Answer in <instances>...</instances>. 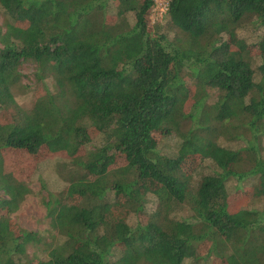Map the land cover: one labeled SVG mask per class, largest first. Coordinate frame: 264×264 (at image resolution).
<instances>
[{"label": "trees", "instance_id": "trees-1", "mask_svg": "<svg viewBox=\"0 0 264 264\" xmlns=\"http://www.w3.org/2000/svg\"><path fill=\"white\" fill-rule=\"evenodd\" d=\"M154 6L0 0V264H264V0H168L173 38L150 28ZM248 21L252 43L238 36ZM25 63L49 80L28 110ZM12 153L69 160L42 257L28 253L38 235L10 223L30 193ZM245 181L250 199L233 209L229 185Z\"/></svg>", "mask_w": 264, "mask_h": 264}, {"label": "rangeland", "instance_id": "rangeland-1", "mask_svg": "<svg viewBox=\"0 0 264 264\" xmlns=\"http://www.w3.org/2000/svg\"><path fill=\"white\" fill-rule=\"evenodd\" d=\"M155 6L151 9L149 14L150 28L156 33H167L170 38H173L174 31L171 30L168 25H166L165 20H163L164 14L167 9L168 0H154ZM117 7L112 5L110 8L107 18L111 21L117 19ZM261 30L251 24L250 21L244 26L243 30L238 32V36L244 38L248 43L256 41V36ZM228 40L232 45V50H238L240 43L235 44V39L228 36ZM21 73L23 75L22 83L26 86L23 92H19L18 102L24 105L25 108L30 109L32 106L33 99L36 95H43L48 87L49 80L45 81V86L41 87L36 84L33 77V65L30 63H25L22 65ZM188 88L190 89L189 98L187 101L188 107L194 103L193 94L195 93V86L193 82H188ZM48 86V87H47ZM45 90V91H44ZM34 91V92H33ZM213 96V94H211ZM189 110V109H188ZM4 120H7L6 118ZM99 144V140L96 141ZM176 141L165 140L159 147L161 153L165 155H174L176 152ZM6 165L8 167H13L14 171L20 176L19 178L26 182V185L30 189V193L26 196L25 200L16 209H12L9 213V219L12 227H17L19 229H24L29 232L36 233L39 237L40 245H32L28 248V253L30 256L36 255L39 257L43 256V249L47 244H53L56 241V231L53 228L52 220L48 215L47 202L58 201V196L67 192V183L63 180V175L58 170V166L62 162H69L67 158L63 155H48L43 159L34 156L8 154L6 156ZM200 164L199 161L193 166H187L189 169L196 168ZM122 165V161L118 160L116 166ZM203 168L197 169V174L193 175L194 180L199 181L202 174H207L210 172V163L203 164ZM195 172V173H196ZM253 181L245 182H232L229 185L230 191V207L233 209H239L244 206L245 203L250 199L249 191L252 186ZM235 188L241 191L235 192ZM246 190V193H243ZM243 191V192H242ZM244 194V195H243ZM149 196V195H148ZM56 199V200H55ZM149 205L148 209H153L155 206V199L152 196L148 197ZM68 202L69 199L67 198ZM261 202L257 201L253 203L254 207H260ZM130 222L133 224L135 222V217H130ZM208 260V259H207ZM209 263V262H208ZM217 264L216 261H213Z\"/></svg>", "mask_w": 264, "mask_h": 264}]
</instances>
